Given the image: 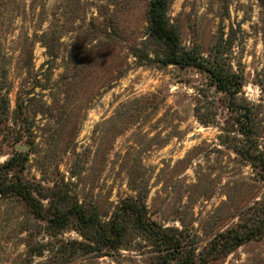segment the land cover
<instances>
[{
  "label": "rangeland",
  "instance_id": "1",
  "mask_svg": "<svg viewBox=\"0 0 264 264\" xmlns=\"http://www.w3.org/2000/svg\"><path fill=\"white\" fill-rule=\"evenodd\" d=\"M148 1L0 0V163L26 146L24 177L101 214L145 194L153 218L191 228L200 246L263 197L264 181L232 149L234 112L205 73L143 59L161 50L146 38ZM167 12L204 55L221 37L264 154V0H170ZM74 224L51 234L0 198V264H119L67 243L82 238ZM122 251V264H146ZM208 264H264V237Z\"/></svg>",
  "mask_w": 264,
  "mask_h": 264
},
{
  "label": "trees",
  "instance_id": "2",
  "mask_svg": "<svg viewBox=\"0 0 264 264\" xmlns=\"http://www.w3.org/2000/svg\"><path fill=\"white\" fill-rule=\"evenodd\" d=\"M169 1H148L146 38L156 42L161 50L154 51V55L145 52L143 59L162 65L192 66L205 73L204 85L221 93L226 98V107L234 112L235 125L232 129H223L225 134L233 133L235 141L232 149L249 162L264 181V154L258 149V134L252 127L254 117L250 106L241 103L238 98L243 86L241 71L233 67L222 51L221 37L206 55L194 46L183 45L176 26L168 16ZM1 96L3 110L0 122L4 120L8 102L5 92ZM198 111L199 106H195L199 121L209 122ZM11 139L13 144L20 142L18 137L11 136ZM26 159L27 152L15 149L0 163V198L14 196L19 199L51 234L74 222L82 238L66 242L80 247L84 253L110 256L119 264H122L124 255L122 250L130 252V256L146 260V264H208L225 257L249 240L264 237V195L240 209L234 224L214 231L199 246L191 228L165 225L153 218L146 205L145 194L122 198L109 214L99 213L91 204L67 203L69 199L64 195L58 194L56 200H51L50 194L39 182L23 176ZM42 199H47V204H43Z\"/></svg>",
  "mask_w": 264,
  "mask_h": 264
},
{
  "label": "water",
  "instance_id": "3",
  "mask_svg": "<svg viewBox=\"0 0 264 264\" xmlns=\"http://www.w3.org/2000/svg\"><path fill=\"white\" fill-rule=\"evenodd\" d=\"M16 146H17L19 149H22V150H26V149H27V147L24 146V145H19V144H17Z\"/></svg>",
  "mask_w": 264,
  "mask_h": 264
}]
</instances>
